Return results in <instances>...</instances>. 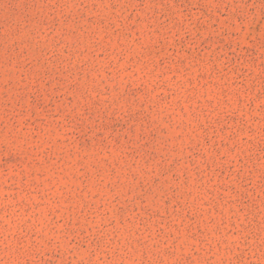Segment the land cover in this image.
<instances>
[{"label": "rangeland", "instance_id": "rangeland-1", "mask_svg": "<svg viewBox=\"0 0 264 264\" xmlns=\"http://www.w3.org/2000/svg\"><path fill=\"white\" fill-rule=\"evenodd\" d=\"M0 264H264V0H0Z\"/></svg>", "mask_w": 264, "mask_h": 264}]
</instances>
